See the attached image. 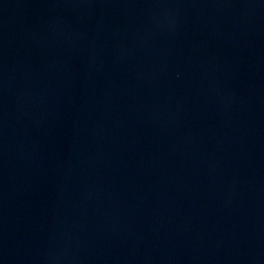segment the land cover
Segmentation results:
<instances>
[{
	"label": "water",
	"instance_id": "1",
	"mask_svg": "<svg viewBox=\"0 0 264 264\" xmlns=\"http://www.w3.org/2000/svg\"><path fill=\"white\" fill-rule=\"evenodd\" d=\"M0 264H264V0H0Z\"/></svg>",
	"mask_w": 264,
	"mask_h": 264
}]
</instances>
